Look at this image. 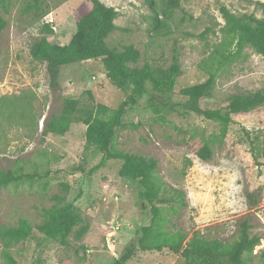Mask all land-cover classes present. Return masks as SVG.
<instances>
[{
  "label": "rangeland",
  "instance_id": "374dc122",
  "mask_svg": "<svg viewBox=\"0 0 264 264\" xmlns=\"http://www.w3.org/2000/svg\"><path fill=\"white\" fill-rule=\"evenodd\" d=\"M2 13L7 27L0 49V169L24 170L33 176L0 192V229L27 219L38 235L44 209L72 204L88 227L77 239L75 228L68 244L38 246L29 240L12 249L20 264H114L124 248L133 245L141 230L151 225L149 209L139 198V185L119 175L121 162L110 161L89 174L101 155L86 145V126L72 125L65 136L45 134V120L61 113L64 101L79 99L83 106L102 104L116 109L126 99L106 77L100 61L70 65L53 86L47 65L31 56L32 44L44 37L67 45L76 32L81 0H8ZM118 12L107 44L133 46L141 53L138 63L169 68L179 57L181 90L207 80L199 66L221 40L225 25L221 9L236 15L264 18L258 3L264 0H181L169 25L171 33L156 36L155 4L167 0H101ZM159 20L164 18L159 15ZM50 25L53 33L46 30ZM204 37H201V35ZM247 62L237 63L216 82L203 107H225L244 92L264 90V57L249 50ZM174 102H183L174 96ZM227 135L218 124L197 115L174 111L157 117L142 99L128 111L118 131L116 148L124 153L155 159L157 177L184 193L187 207L162 205L163 218L155 225L157 237L187 242L195 233L225 243L235 240L242 222L262 238L249 264L264 262V106L233 117ZM204 139H213L211 161L197 151ZM85 164V173L75 168ZM170 195L167 196L169 198ZM0 240V264H2ZM128 264H183L168 249L140 252Z\"/></svg>",
  "mask_w": 264,
  "mask_h": 264
},
{
  "label": "trees",
  "instance_id": "16d2710c",
  "mask_svg": "<svg viewBox=\"0 0 264 264\" xmlns=\"http://www.w3.org/2000/svg\"><path fill=\"white\" fill-rule=\"evenodd\" d=\"M180 3L181 0H167L163 6L155 4L154 10L159 11V15L164 18L163 21L159 20V15L154 18L156 36H167L172 32L168 22L172 20L174 11L180 8ZM258 5L264 12V4ZM9 6L8 0H0V49L2 33L7 27L2 13L7 12ZM221 12L225 20V25L220 31L221 40L199 66L207 80L181 90L177 89L178 79L183 73L179 57L175 56L172 65L167 69L149 63L139 67V50L131 45L122 49L108 46V37L118 29V12L101 0H81L77 10L76 32L69 44H52L44 37L31 46L32 58L47 65L54 87L59 83L63 68L100 61L106 77L126 95V99L116 109L102 104L83 106L81 100L68 98L64 101L60 114L45 120L44 129L46 135L65 136L73 124H84L87 128V147L101 155L100 162L88 173L95 174L110 161H119L120 177L139 185V198L149 209L152 216L151 225L142 228L141 236L133 245L124 248L114 264H128L138 251L162 252L165 249L179 256L183 264H249L255 249L261 244L262 238L251 234V225L246 221L240 224L237 238L228 243L219 239H208L200 233H195L187 242L185 238H181L179 241L164 240L161 243L155 231V225L163 218L161 206L172 203L177 204L179 209L186 208L184 193L157 177L158 162L155 159L124 153L115 146L118 131L122 128L128 111L137 107L145 98L147 107L157 117L162 118L174 111H182L185 115L194 114L218 124L221 137L227 135L234 116L264 106V90H261L235 95L225 107H203V102L211 98L217 80L235 64L249 60V50L264 57V18L259 19L248 14L236 15L225 7ZM46 30L50 34L53 33L50 25L46 26ZM204 35L205 33L201 37ZM174 96H179L184 101L174 102ZM212 140L203 138L197 151L203 161H211L213 158ZM74 171L85 173V164ZM32 178L33 176L25 174L24 170L0 169V192ZM43 217V222L37 227L38 235L27 219H20L16 226H3L0 229L2 264H20L12 249L29 240L37 241L38 246H46L52 242L65 246L75 228L80 227L77 239H81L88 231L77 209L62 200L59 205L44 209ZM41 263L42 260L38 259L33 264Z\"/></svg>",
  "mask_w": 264,
  "mask_h": 264
}]
</instances>
